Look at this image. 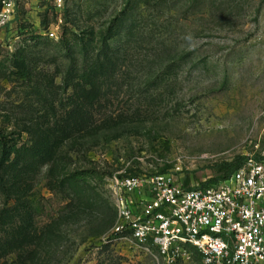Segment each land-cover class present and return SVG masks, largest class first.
<instances>
[{
    "label": "rangeland",
    "instance_id": "374dc122",
    "mask_svg": "<svg viewBox=\"0 0 264 264\" xmlns=\"http://www.w3.org/2000/svg\"><path fill=\"white\" fill-rule=\"evenodd\" d=\"M14 3L0 18V264H165L120 238L107 181L209 185L264 150V0Z\"/></svg>",
    "mask_w": 264,
    "mask_h": 264
},
{
    "label": "built area",
    "instance_id": "2783aa9c",
    "mask_svg": "<svg viewBox=\"0 0 264 264\" xmlns=\"http://www.w3.org/2000/svg\"><path fill=\"white\" fill-rule=\"evenodd\" d=\"M56 8L63 0H54ZM15 11L0 0V18ZM60 21V19H59ZM58 25L48 29L57 38ZM107 188L120 238L165 264L194 254L201 264H264V150L215 183L185 187L167 173L112 174Z\"/></svg>",
    "mask_w": 264,
    "mask_h": 264
},
{
    "label": "trees",
    "instance_id": "16d2710c",
    "mask_svg": "<svg viewBox=\"0 0 264 264\" xmlns=\"http://www.w3.org/2000/svg\"><path fill=\"white\" fill-rule=\"evenodd\" d=\"M111 33H112V29L108 28V29H106V30L101 34V36L103 37V38H102L103 43H105V40H106L107 36H110ZM89 49H90L89 44H86V43H83V44H82V51H83L84 54H87V53L89 52ZM243 160H244V157L240 160L239 163H237V164L234 165V166H231V167L228 169L227 173H226L224 176L220 177V179H218L217 181L223 180V179H225L226 177H228V176H229L234 170H236V169L241 165V163L243 162ZM217 181H215V182H217ZM215 182H214V183H215ZM201 186H205V185H201ZM188 188H189V187H188ZM2 189H3V192L6 191L5 186H2ZM195 255H197V254H195ZM197 256H198V255H197ZM198 257H199V256H198Z\"/></svg>",
    "mask_w": 264,
    "mask_h": 264
},
{
    "label": "clouds",
    "instance_id": "9594fccd",
    "mask_svg": "<svg viewBox=\"0 0 264 264\" xmlns=\"http://www.w3.org/2000/svg\"><path fill=\"white\" fill-rule=\"evenodd\" d=\"M187 39H191V37H186Z\"/></svg>",
    "mask_w": 264,
    "mask_h": 264
}]
</instances>
